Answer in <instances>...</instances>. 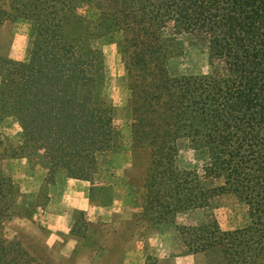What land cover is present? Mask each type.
Here are the masks:
<instances>
[{"label": "trees", "instance_id": "trees-1", "mask_svg": "<svg viewBox=\"0 0 264 264\" xmlns=\"http://www.w3.org/2000/svg\"><path fill=\"white\" fill-rule=\"evenodd\" d=\"M74 1L0 0V28L18 19L33 27L27 61L0 56V121L15 118L21 129L15 147L0 133V264H45L5 236V222L31 210L4 161L34 155L50 179L70 171L94 185L98 156L114 146L96 42L115 33L131 90L132 148L150 156L141 220L150 229L233 194L250 207L249 223L183 225L182 242L214 255L213 264H264V0H99L92 20L75 18ZM182 37L207 50L208 73L169 74ZM185 145L203 155L201 168L176 166ZM145 264L158 262L147 255Z\"/></svg>", "mask_w": 264, "mask_h": 264}, {"label": "rangeland", "instance_id": "rangeland-1", "mask_svg": "<svg viewBox=\"0 0 264 264\" xmlns=\"http://www.w3.org/2000/svg\"><path fill=\"white\" fill-rule=\"evenodd\" d=\"M100 7L99 0H75V18L95 19ZM32 36V24L26 20L4 23L0 28V56L27 61ZM120 40V35L115 33L96 42L105 64L103 92L115 109L117 132L112 150L98 156L89 198L95 205L113 204L111 215L99 220L84 211H72L68 233L61 232L55 237L47 224L51 197H59V192L73 181L70 179L76 178L70 171H59L50 179L38 157L18 155L4 161L3 170L19 186L21 204L31 212L23 211L24 216L17 215L5 222V236L45 264H145L147 255L157 259L158 264H213L214 255L189 252L182 242L180 227L214 218L221 229L233 230L249 223L250 207L226 193L215 197L206 208L179 213L175 219L150 229L141 220L142 185L150 156L144 149L132 148L131 90ZM167 69L170 75L208 73V52L199 42L182 37V44L168 61ZM20 131L15 118L0 121V133L8 146L21 143ZM204 159L200 152L185 145L180 146L175 164L180 169H199ZM67 239H71L70 243Z\"/></svg>", "mask_w": 264, "mask_h": 264}, {"label": "crops", "instance_id": "crops-1", "mask_svg": "<svg viewBox=\"0 0 264 264\" xmlns=\"http://www.w3.org/2000/svg\"><path fill=\"white\" fill-rule=\"evenodd\" d=\"M65 189L60 193L59 197H51L49 219L47 221L51 233L58 237V234L64 232L68 233V226H70V213L72 211L80 210L87 213L91 218L106 220L112 212V206H99L90 201L89 193L91 187L94 185L89 181L80 179H70ZM113 203L115 199H113ZM69 220V221H68ZM71 239L66 242L70 243ZM128 254V253H127Z\"/></svg>", "mask_w": 264, "mask_h": 264}]
</instances>
